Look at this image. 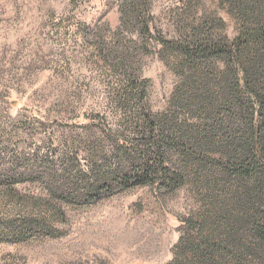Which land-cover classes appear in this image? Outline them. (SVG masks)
Wrapping results in <instances>:
<instances>
[{
    "label": "trees",
    "instance_id": "16d2710c",
    "mask_svg": "<svg viewBox=\"0 0 264 264\" xmlns=\"http://www.w3.org/2000/svg\"><path fill=\"white\" fill-rule=\"evenodd\" d=\"M181 2L176 36L158 31L154 41L178 81L167 108L151 110L149 81L125 49L109 66L118 77L112 104L121 116L107 126L108 140L90 133L82 141L85 166L71 143L58 155L31 156L11 176L0 172V185L44 181L50 220L62 219L63 204L89 206L135 187L171 196L187 188L201 207L181 220L165 264H264V0ZM118 5L121 30L142 42L155 39L148 0ZM140 50H148L145 43ZM47 218L4 226L16 243L52 235Z\"/></svg>",
    "mask_w": 264,
    "mask_h": 264
},
{
    "label": "rangeland",
    "instance_id": "374dc122",
    "mask_svg": "<svg viewBox=\"0 0 264 264\" xmlns=\"http://www.w3.org/2000/svg\"><path fill=\"white\" fill-rule=\"evenodd\" d=\"M119 1L0 0L1 173L11 176L31 156L58 155L71 143L85 166L82 141L90 133L108 140L107 126L116 127L121 116L112 104L118 77L109 66L125 49L149 81L151 110L167 108L178 81L154 41L158 31L168 40L176 36L182 2L148 0L155 39L142 42L119 27ZM144 43L147 51L140 50ZM7 181L0 185V264H165L181 220L201 207L187 188L171 196L135 187L89 206L63 204L62 219L50 220L44 181ZM33 216L47 218L53 234L12 242L4 225Z\"/></svg>",
    "mask_w": 264,
    "mask_h": 264
}]
</instances>
